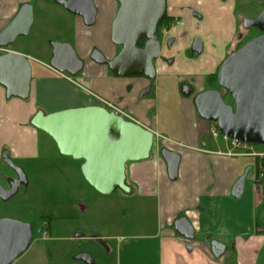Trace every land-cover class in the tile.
Instances as JSON below:
<instances>
[{
	"label": "crops",
	"instance_id": "0c3cea01",
	"mask_svg": "<svg viewBox=\"0 0 264 264\" xmlns=\"http://www.w3.org/2000/svg\"><path fill=\"white\" fill-rule=\"evenodd\" d=\"M57 1L0 0V32L13 21L23 5L31 4L33 24L29 34L34 30L33 46L40 48L45 56L41 59L33 52L5 48L26 56L30 63L32 60L38 62L42 68L35 72L31 64L32 81L27 100L8 99L5 89L0 86V158L6 150L11 160L26 173L28 164L49 159L45 156L52 152L55 144L31 125L38 111L50 114L102 106L101 100L108 101L155 134L150 159L127 165V184L131 192L124 193L119 189L109 195L98 192L101 196H110L111 200L114 198V206H111L124 208L118 212L126 213L124 217L117 216L118 208H115L110 216H99L103 221L91 236L107 257L112 258L113 264H260L264 251V223L260 220L258 206L264 199L259 191L264 182L256 183V157H260L256 154L264 153V149L238 145L222 135L214 136L215 124L201 119L197 113L196 96L190 98L183 90L179 92L177 86L179 99L161 109L165 116L164 126L158 117L149 120L154 105L139 97L145 88L151 87L149 93L153 92L157 76L169 64L181 75V83L191 76L200 77L201 83H208L209 77L218 75L239 30L236 0H167V15L175 20L163 32L165 39L170 37L174 43L171 48L164 49V59L156 62L154 80L142 75L116 76L105 65L89 59L94 47L77 29H84L83 18L68 11L66 15L64 7ZM95 7L98 12L95 25L100 23L103 28L99 51L112 60L116 49L111 41V31L120 4L116 0H95ZM46 14H52L57 23L52 21L54 18L47 20ZM65 16L73 28L71 38L65 34ZM73 39L77 55L85 61L84 70L75 76L78 80L50 67L51 43H73ZM196 39L203 43L201 54L192 49ZM173 113L178 115L175 121L170 118ZM41 134L53 144L42 139ZM43 140L47 144L42 143ZM43 144L47 149L42 148ZM162 149L180 157L176 180L169 177ZM60 158L75 162V169L84 178V160ZM247 170L243 195L237 198L233 196V190ZM0 178V186L4 189L7 188L2 181L9 184V179H14L2 173ZM84 192L82 188L81 194ZM76 206L83 213L90 211L81 198ZM6 212L7 208L0 205V213ZM14 217L18 221L23 219L18 215ZM179 220L190 224L193 239L176 231L175 224ZM84 236L81 232L77 238ZM215 241L225 246L221 257L214 255L212 243ZM80 255L91 258L92 263L86 264H95L91 255ZM76 257V261L82 262Z\"/></svg>",
	"mask_w": 264,
	"mask_h": 264
},
{
	"label": "water",
	"instance_id": "95a60500",
	"mask_svg": "<svg viewBox=\"0 0 264 264\" xmlns=\"http://www.w3.org/2000/svg\"><path fill=\"white\" fill-rule=\"evenodd\" d=\"M116 1L120 7L112 24L111 41L121 50L112 60L95 50L91 60L107 66L116 76L142 75L154 80L155 61L162 52L157 29L166 14L167 0ZM57 3L69 13L83 18L87 27L96 24L95 0H58ZM244 23L247 29L257 27L264 33V9L258 17L245 19ZM32 24L33 8L25 4L0 32V48H9L18 38L27 36ZM140 42H143V47H139ZM51 46L52 69L71 77L84 70V61L69 43L52 42ZM192 49L201 54L202 41L196 39ZM217 79L219 86L229 93L233 104H228L219 90L203 91L196 95L194 101L199 117L216 124L224 137L264 146V34L230 54L221 64ZM31 81L32 67L26 56L14 51L0 53V86L5 89L8 99L27 100ZM149 92L150 89L146 91L147 94ZM31 125L55 142L61 156L84 160V179L103 195H109L115 189L130 193L127 165L150 159L155 143L152 131L103 106L50 114L40 110L32 118ZM161 155L170 179L176 180L179 155L168 149H162ZM7 164L18 173L22 171L11 160ZM247 173L248 170L237 182L233 196L240 198L243 195ZM21 179L8 190L0 186V200L8 201L15 196L25 180ZM175 228L186 238H194L186 220L177 221ZM32 241L33 231L29 224L9 218L0 219V264H13L29 249ZM212 247L216 257L225 253V246L219 242H213ZM76 259L92 263L88 255H80Z\"/></svg>",
	"mask_w": 264,
	"mask_h": 264
},
{
	"label": "rangeland",
	"instance_id": "374dc122",
	"mask_svg": "<svg viewBox=\"0 0 264 264\" xmlns=\"http://www.w3.org/2000/svg\"><path fill=\"white\" fill-rule=\"evenodd\" d=\"M257 1L258 0H236L237 9L235 14L236 16L239 15V30L233 40V46L230 49V53L237 51L245 45V43L259 35V32L255 31L252 34H249L244 42H239L238 39V34L240 35V33H244L242 31L243 29H240V19L242 15L252 16L257 12ZM32 2L34 3V1ZM34 4L36 5V2ZM67 13L68 12L65 10L66 15ZM46 15L47 20H52L54 18L52 21L57 23V20L55 17H52V14ZM71 17L74 19L75 16L71 15ZM51 25L54 26L53 24ZM83 25L84 29L78 27L77 29H79L81 35L85 36L87 40L92 43L94 47L93 52L99 50V42L103 30L101 24L98 23L93 27H87L84 23ZM71 26L70 20L65 16V34L68 35V38H71L74 35ZM33 34L34 30L32 34H29L26 37H20L10 48L33 52L38 58L43 59L44 54H41V49L33 46ZM42 39L45 40L43 37ZM67 41L68 39L65 38V42ZM72 41L73 43L69 44L73 47L74 39ZM91 55L89 59H91ZM195 56L196 58L199 57L198 55ZM80 59L84 61L83 58L80 57ZM31 64L35 72L42 68L36 61L32 60ZM107 69L109 68L107 67ZM179 76L181 75L176 73L169 64L168 68L163 71L161 75L157 76L154 89L152 90L153 92L149 94L146 93L150 88L142 90L139 97L141 99L144 98L146 103H152L154 105V110L150 112L149 120L158 117L161 125L164 126L165 116L164 111L161 109L167 104L177 101L181 90L188 88L191 94L189 93L187 96L193 98L199 93L211 90V88H216L219 85L218 83L216 85L209 82L201 83L199 81L201 80L200 77L193 76H191L187 82L181 83L182 80ZM74 79L78 80L79 78L74 77ZM176 86L178 87L179 92L176 91ZM222 92L225 94V91ZM225 101H229L228 96H226ZM170 118L175 121L178 118V115L175 116L173 113ZM41 135L43 137L42 139L49 140L46 135ZM44 140L42 143L45 142ZM45 143L47 144V142ZM50 143L53 144L51 141ZM52 146V152L45 156V158L49 159H44L41 163H30L25 168L28 183L22 185L18 193L10 200L0 201V205L7 208L6 213L3 215L0 213V219H16L14 216L18 215L23 218L22 221H20L29 224L33 230V242L30 248L13 264H86L75 260V257L79 254L91 255L95 260V264H113L112 258L107 257V254L101 245L95 242L91 236L92 234H95L94 231L96 229L100 228V223L103 221L99 216H110V212L115 208H118L117 205L112 207L114 206V204L112 205V200L114 198L111 200L109 199L110 196H101L95 191L81 174L77 172L75 169V162L60 160L61 155H59L56 145L53 144ZM261 147L264 149L263 146ZM42 148L47 149L45 144L42 145ZM17 167L20 168L19 166ZM64 168L67 170L65 169L64 171ZM1 173L6 176H16V171L12 169L2 157L0 158V174ZM2 182H4L3 186L5 188L9 187L8 183L5 181ZM82 188L85 189V192L81 194ZM259 191L263 199L264 183L261 185ZM80 198L90 207V211L83 213L78 209L76 204ZM73 203L74 207L72 206ZM128 205H130V201L128 202ZM263 205L264 199L258 206L260 220L264 223ZM120 209L118 208L116 215L124 217L126 213L121 214V212H118ZM42 216L51 219L50 225L41 221L40 218ZM48 226H50L49 232L45 231V228ZM81 232L85 233V236L77 238ZM260 264H264V251L260 257Z\"/></svg>",
	"mask_w": 264,
	"mask_h": 264
},
{
	"label": "flooded vegetation",
	"instance_id": "af4514ba",
	"mask_svg": "<svg viewBox=\"0 0 264 264\" xmlns=\"http://www.w3.org/2000/svg\"><path fill=\"white\" fill-rule=\"evenodd\" d=\"M256 5L258 6V10H257V12L254 14V15H252V16H248V15H242V17H241V19H240V29L242 28L243 30V32L244 33H240V35L238 34V39H239V42H244L245 41V38H247L248 36H249V34H252L253 32H255V31H258L259 32V35L257 36V37H259V36H261V35H263L264 33L259 29V28H257V27H252V28H249V29H247L246 27H245V23H244V20L245 19H255L256 17H258L261 13H262V11H263V9H264V0H258L257 2H256ZM242 7V6H241ZM166 14H167V9H166ZM165 14V15H166ZM171 27V26H170ZM165 30V28L163 29V30H160V32L158 31V29H157V36H158V39L160 40V42H161V44H162V52H161V56H160V58L158 59V60H163L164 59V49L166 48V47H169V48H171L172 47V45H173V43H174V39H172V38H168L167 40L165 39V37H164V31ZM257 37H255V38H257ZM255 38H253V39H255ZM253 39H251V40H253ZM250 40V41H251ZM171 41V45H169V42ZM249 42V41H248ZM247 42V43H248ZM246 44V43H245ZM114 45V44H113ZM114 47H115V49H116V51H115V55H114V57L115 56H117V54L120 52V50H121V48L120 47H117V46H115L114 45ZM139 47H143V42H140L139 43ZM104 54V53H103ZM105 55V54H104ZM106 56V55H105ZM113 57V58H114ZM158 60H156L155 61V67H156V62L158 61ZM209 82V81H208ZM150 89H151V87H150ZM213 89H216V88H211V90H213ZM217 90V89H216ZM183 92L186 94V95H188L187 94V92H189V89L188 88H186L185 90H183ZM190 93V92H189ZM191 94V93H190ZM1 157H2V159L3 160H5V162L7 163V161L8 160H11V158H10V156H9V154H8V152L6 151V150H4L2 153H1ZM12 161V160H11ZM13 162V161H12ZM21 169V168H20ZM22 171H23V169H21ZM20 172V173H18L17 171H16V176L14 177V179H9V187L7 188V189H5V190H8V189H10L11 188V185L15 182V181H17V180H22L21 178H23V179H25L24 181H22V183H21V185L19 186V188H18V191H19V189H20V187L22 186V185H26L28 182H27V176H26V174H25V172L23 171V172ZM18 191H17V193H18ZM16 193V194H17ZM33 231V230H32ZM33 242V241H32ZM30 248V247H29ZM28 251V250H27ZM26 251V252H27ZM25 252V253H26ZM24 253V254H25ZM23 254V255H24ZM22 255V256H23ZM21 256V257H22ZM19 259V258H18ZM17 259V260H18Z\"/></svg>",
	"mask_w": 264,
	"mask_h": 264
},
{
	"label": "trees",
	"instance_id": "16d2710c",
	"mask_svg": "<svg viewBox=\"0 0 264 264\" xmlns=\"http://www.w3.org/2000/svg\"><path fill=\"white\" fill-rule=\"evenodd\" d=\"M174 18L169 16V15H165L164 18L161 20L159 26H158V31L160 32V30L168 29L170 28L171 24L174 22ZM235 52V51H233ZM233 52H229V55L232 54ZM218 75H215L213 77H209L208 81L211 84H217L218 83V79H217ZM217 90L219 91H225L224 89H222L219 85L218 87H216ZM223 94V92H222ZM226 96H228L229 101L227 102L228 104H233L232 98L230 97L229 93L227 91H225V94H223V98L226 100ZM111 111V110H109ZM46 114V113H45ZM215 127L217 128L216 124ZM248 144L250 146H256L258 147L259 145L256 144H249V143H245ZM60 154V153H59ZM257 158V178H256V183L257 184H262L264 182V157L260 158V157H256ZM42 222L47 223V225H50L51 219L49 217H45L42 216L41 218ZM258 226L260 227V223H257ZM50 226H48L47 228H45V231L49 232Z\"/></svg>",
	"mask_w": 264,
	"mask_h": 264
},
{
	"label": "built area",
	"instance_id": "2783aa9c",
	"mask_svg": "<svg viewBox=\"0 0 264 264\" xmlns=\"http://www.w3.org/2000/svg\"><path fill=\"white\" fill-rule=\"evenodd\" d=\"M177 24H179V22H178ZM0 52H7V51H6L5 48H0ZM101 103H102V106H103V107H105V108H107V109H109V110L115 112V113L118 114V115L123 116L124 118H126V119H128V120H130V121H133L132 118H131L128 114H126L124 111H122V110L120 109L119 106L114 105V104H112V103H109L108 101H105V100H101ZM213 134H214V136H216V137L221 136V133L219 132L218 129H215L214 132H213ZM234 142H235L236 144H238V145H242V146H246V147H247V146H248V147L250 146V145H248V144H245V143H243V142H239V141H237V140H234ZM256 155H258V156H260V157H264V153H257Z\"/></svg>",
	"mask_w": 264,
	"mask_h": 264
}]
</instances>
